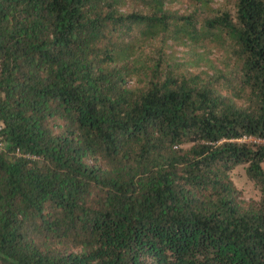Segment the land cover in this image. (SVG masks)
Returning <instances> with one entry per match:
<instances>
[{"label":"trees","instance_id":"16d2710c","mask_svg":"<svg viewBox=\"0 0 264 264\" xmlns=\"http://www.w3.org/2000/svg\"><path fill=\"white\" fill-rule=\"evenodd\" d=\"M167 1L0 0V264H264V0Z\"/></svg>","mask_w":264,"mask_h":264},{"label":"rangeland","instance_id":"374dc122","mask_svg":"<svg viewBox=\"0 0 264 264\" xmlns=\"http://www.w3.org/2000/svg\"><path fill=\"white\" fill-rule=\"evenodd\" d=\"M233 0H213L212 5L214 8L220 6H232ZM167 6L172 10H178L180 13H189L195 10V5L192 0H168ZM182 47H179V50ZM190 54L186 56L189 58ZM211 57H215V54H212ZM232 178L235 181L239 190H241L242 195L245 199H257L260 196V190L255 185V183L250 180L246 173L244 167H238L232 172Z\"/></svg>","mask_w":264,"mask_h":264},{"label":"built area","instance_id":"2783aa9c","mask_svg":"<svg viewBox=\"0 0 264 264\" xmlns=\"http://www.w3.org/2000/svg\"><path fill=\"white\" fill-rule=\"evenodd\" d=\"M1 125H0V129H1ZM2 139H3V137L0 135V146H2L3 145V141H2ZM245 140H247V141H258V142H264V140H262V139H256V138H254V137H245L244 138Z\"/></svg>","mask_w":264,"mask_h":264}]
</instances>
